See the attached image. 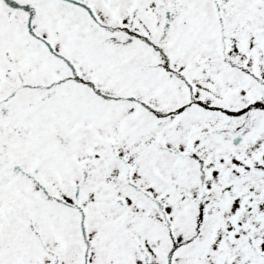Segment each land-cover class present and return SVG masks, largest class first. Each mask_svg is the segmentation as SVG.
Listing matches in <instances>:
<instances>
[{"label": "snow or ice", "instance_id": "6c2138e0", "mask_svg": "<svg viewBox=\"0 0 264 264\" xmlns=\"http://www.w3.org/2000/svg\"><path fill=\"white\" fill-rule=\"evenodd\" d=\"M0 264H264V0H0Z\"/></svg>", "mask_w": 264, "mask_h": 264}]
</instances>
